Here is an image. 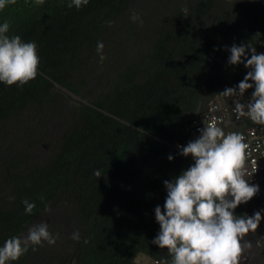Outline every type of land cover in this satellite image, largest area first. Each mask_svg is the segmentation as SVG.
Returning <instances> with one entry per match:
<instances>
[{
	"label": "trees",
	"instance_id": "1",
	"mask_svg": "<svg viewBox=\"0 0 264 264\" xmlns=\"http://www.w3.org/2000/svg\"><path fill=\"white\" fill-rule=\"evenodd\" d=\"M70 2L0 10L7 35L34 41L40 57L35 79L0 82V247L40 223L58 234L6 264H139L140 254L171 264L152 243L155 208L164 181L195 163L175 145L251 70L229 63L231 46L264 53V0ZM234 214L254 215L251 200Z\"/></svg>",
	"mask_w": 264,
	"mask_h": 264
},
{
	"label": "clouds",
	"instance_id": "2",
	"mask_svg": "<svg viewBox=\"0 0 264 264\" xmlns=\"http://www.w3.org/2000/svg\"><path fill=\"white\" fill-rule=\"evenodd\" d=\"M15 2L0 0V10ZM35 2L42 5L44 0ZM88 3L89 0H71L68 7L79 9ZM187 11L184 9L185 13ZM136 19L134 14L132 20ZM9 29V23L0 24V82L22 87L38 75V46L34 41L24 42L19 35L10 37L7 35ZM103 48L104 44L98 42L101 61L104 59ZM229 51L231 65L244 64L251 70L236 87L226 88L223 95L237 98L233 111L238 118L247 116L254 123L264 125V53H257L250 43L233 44ZM253 87L251 99L246 104L241 103L240 98ZM184 144L187 145L180 146L181 154L191 155L195 163L173 181H164L167 198L163 208H155L160 231L152 243L168 250L172 256L171 264H241L245 250L251 248L250 242L264 251V229L260 230L264 225V205L258 206L254 201V195L264 188V184L253 185L246 179L256 171L257 165L253 163L251 172L246 167L248 145L243 135L226 134L216 122H211L205 124L197 139ZM171 159L173 157L169 156ZM94 174L101 176L99 171ZM250 200L254 215L234 214L238 205ZM23 204L28 214L36 207L27 199ZM45 211H50V205H45ZM258 230L261 231L258 237L244 239L248 233ZM57 237L58 234L54 236L49 231L47 223L33 225L27 236L5 241L0 247V264L18 261L30 246L35 250V246L43 242L54 245ZM72 239L79 241V232L73 233ZM151 260L159 259L149 258L148 262Z\"/></svg>",
	"mask_w": 264,
	"mask_h": 264
},
{
	"label": "built area",
	"instance_id": "3",
	"mask_svg": "<svg viewBox=\"0 0 264 264\" xmlns=\"http://www.w3.org/2000/svg\"><path fill=\"white\" fill-rule=\"evenodd\" d=\"M254 87L246 90L244 96L240 98L241 103H247L251 99ZM236 97H224L221 100H213L209 103L207 111L195 118L191 123V135L189 142L197 139L201 135V129L205 124L216 122L226 134L236 132L244 137V142L248 145L246 167L251 172L253 163L257 165L256 171L252 175L246 176L250 184H264V125L254 123L247 116L239 117L233 111ZM188 142V143H189ZM187 144L179 143L177 148ZM255 204L264 205V188L254 195ZM147 264H164L160 260H151Z\"/></svg>",
	"mask_w": 264,
	"mask_h": 264
},
{
	"label": "bare ground",
	"instance_id": "4",
	"mask_svg": "<svg viewBox=\"0 0 264 264\" xmlns=\"http://www.w3.org/2000/svg\"><path fill=\"white\" fill-rule=\"evenodd\" d=\"M251 248L246 249L241 264H264V251L256 244L250 242Z\"/></svg>",
	"mask_w": 264,
	"mask_h": 264
},
{
	"label": "rangeland",
	"instance_id": "5",
	"mask_svg": "<svg viewBox=\"0 0 264 264\" xmlns=\"http://www.w3.org/2000/svg\"><path fill=\"white\" fill-rule=\"evenodd\" d=\"M254 206H255V205L253 204V207H254ZM149 258H150V257H148V256H146V255H144V254H140V255L137 257V262H138L139 264H146V263L148 262Z\"/></svg>",
	"mask_w": 264,
	"mask_h": 264
}]
</instances>
